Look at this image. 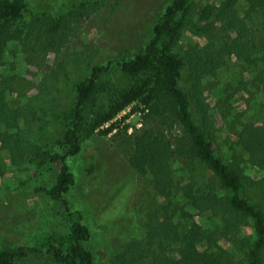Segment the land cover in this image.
<instances>
[{"label": "rangeland", "instance_id": "374dc122", "mask_svg": "<svg viewBox=\"0 0 264 264\" xmlns=\"http://www.w3.org/2000/svg\"><path fill=\"white\" fill-rule=\"evenodd\" d=\"M25 1L27 10L21 17L12 23L0 22L16 35L4 47L0 91L5 105L23 109L26 116L19 118V129L27 130L35 144L32 149L35 152L15 156L0 141V245L9 248L32 246L43 241L51 231L67 230L52 211L49 190L61 171V158L67 153L63 135L71 123L77 83L90 74L94 65L109 64L95 100L86 108L88 117L105 114L113 98L149 75L128 76L117 63L133 58L145 48L153 36V25L172 2ZM222 1L194 0L193 13L186 18L187 24L174 47L185 59L180 85L189 94L191 112L198 123L203 124L202 109L207 110V130L218 155L227 163L239 157L245 173L260 180L264 169L249 162L248 154L239 143L242 122L262 124L264 121V66L260 51L250 60L236 53L227 54L219 66L205 67L199 82L192 75V59L199 52L210 55L219 49L220 40H232L236 36L234 29L227 28L213 15L201 19L204 10L220 6ZM246 8L247 0L237 1L241 16L245 17ZM48 15L52 17L50 23ZM263 17L261 12L246 17L257 45L264 34ZM209 30L213 31L211 38ZM137 101L100 125L84 141L82 151L67 158L76 178L70 199L93 229L97 264H123L122 258L116 255L127 242L143 237L148 214L156 213L154 225L164 220L168 199L157 190L151 173H141L130 164L135 138L144 128H154L165 135L174 149H185L186 154L175 153L171 161L181 185L193 176L205 191L222 195L217 177L187 152L189 136L180 122L172 126L164 124L143 100ZM153 101L160 107L166 102L161 96ZM244 190L252 202L264 201V186L247 184ZM173 200L168 209L180 233L193 221L203 225L207 235L217 233L219 247L213 248L211 254H232L235 235L251 237L253 234L251 220L242 225L232 224L211 211L199 213L179 194H174ZM176 208V212L171 210ZM179 239L164 243L165 255L180 258ZM160 240L155 239V247ZM208 243L205 237L197 242V248L203 250ZM143 260L139 256L137 264ZM17 263L58 264L47 255L32 253L17 257Z\"/></svg>", "mask_w": 264, "mask_h": 264}, {"label": "trees", "instance_id": "16d2710c", "mask_svg": "<svg viewBox=\"0 0 264 264\" xmlns=\"http://www.w3.org/2000/svg\"><path fill=\"white\" fill-rule=\"evenodd\" d=\"M237 1L224 0L220 6L208 8L201 14V19L213 15L227 28L234 29L236 36L232 40H220V47L214 53L205 55L199 52L192 59V75L197 82L205 67L219 66L224 62L225 56L231 53L250 60L254 53L260 51L259 58L264 66V34L262 42L257 45L252 39L246 21V17L251 14L264 13V0H247L245 17L237 11ZM193 5L194 0H172L153 25V36L145 48L133 58L117 63L128 76L136 77L143 73L149 75L136 80L130 88L113 98L108 103L105 114L88 117L86 108L95 100L100 80L109 70V64L94 65L90 74L77 83L71 123L63 135L67 153L61 158V171L49 190L52 211L67 230L61 233L51 231L43 241L32 246L9 248L0 245V264H18L17 257H26L31 253L47 255L58 264H97L93 229L83 212L70 199L69 193L76 183V178L67 163V158L78 155L83 149L84 141L100 125L114 118L129 105L138 102L137 100H143L151 112L159 115L164 124L172 126L176 121L180 122L189 136L190 146L187 152L192 159L196 158L205 164L217 177L222 195L205 191L203 185L195 183L193 176L187 183L181 185L174 174L171 161L175 153L186 154L185 149L181 147L174 149L172 142L165 135L157 133L154 128H144L135 138L130 164L141 173L152 174L157 190L168 199L169 205L165 207L162 223L154 225L156 213L148 214L143 237L141 235L140 238L127 242L116 258H122L123 264H137L139 256L140 260H145L142 264H264V201L259 204L252 202L244 190L247 184L264 186V177L256 180L246 174L237 156L232 162L227 163L218 155L207 130V110L201 107L203 124L198 123L191 112L189 94L180 85L185 59L174 51V47L181 38L183 26L187 24L186 18L193 13ZM25 10H27L25 0H0V22L12 23L21 17ZM46 18L50 23L52 17L48 15ZM4 27L0 25V65L3 62L6 42L16 36L10 28ZM208 35L211 38L213 31L209 30ZM2 95L0 91V141L15 156H23L27 151L35 152L32 150L35 144L29 132L19 129V118L26 116L23 109H12L5 105ZM157 96L166 100L164 107L153 101ZM242 124L239 143L248 154L249 162L264 169V121L262 124H256V121ZM174 194L183 196L199 213L211 211L213 215H222L229 223L237 225L251 220L252 236L235 235L232 254L229 252L211 254L213 248L219 247L215 236L217 233L207 235L204 226L195 221L180 233L179 226L172 221L173 213L168 209L174 204ZM180 208L184 210L182 206ZM171 210L176 212L177 208ZM205 237L209 243L203 250H199L197 242H201ZM156 238L161 240L155 247ZM178 238L181 242L180 258L165 255L164 243L171 244L173 239Z\"/></svg>", "mask_w": 264, "mask_h": 264}]
</instances>
